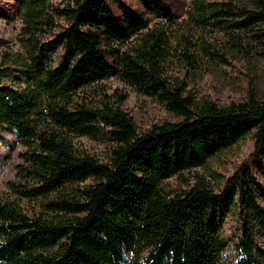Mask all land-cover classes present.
<instances>
[{
    "label": "trees",
    "instance_id": "obj_1",
    "mask_svg": "<svg viewBox=\"0 0 264 264\" xmlns=\"http://www.w3.org/2000/svg\"><path fill=\"white\" fill-rule=\"evenodd\" d=\"M138 2L0 7L23 22V52L0 68V128L22 147L7 185L44 206L33 217L0 201V264H264V93L250 85L244 100L220 104L187 81L204 54L231 65L264 53V0H190L182 20L168 0ZM153 16L165 22L148 27ZM195 30L211 40L196 45ZM177 63L185 77L172 73ZM111 75L180 120L139 130L123 92L82 95ZM249 136L252 151L219 186L198 171Z\"/></svg>",
    "mask_w": 264,
    "mask_h": 264
},
{
    "label": "rangeland",
    "instance_id": "obj_2",
    "mask_svg": "<svg viewBox=\"0 0 264 264\" xmlns=\"http://www.w3.org/2000/svg\"><path fill=\"white\" fill-rule=\"evenodd\" d=\"M133 6L139 7L138 0H127ZM172 7L177 11L179 19L186 17V10L190 0H168ZM16 6V0H0V7L5 10H11ZM163 19L153 16L149 20L148 27L161 25ZM23 27L21 18L15 14L12 19H6L0 16V68L7 65L20 52H23L20 43V31ZM211 40L210 33L202 30L192 32V41L201 46L204 39ZM133 39V38H132ZM202 55V53H201ZM53 56V55H52ZM203 56V55H202ZM188 75L187 81L191 92L198 98H210L220 104L231 102H240L245 99L250 85H253L257 91L264 93V53L260 49L254 48L246 58L232 59V64L227 65L217 63L208 59ZM179 63L175 64L172 73L177 76L185 77V71ZM3 87H17V83L6 79L2 83ZM119 90L126 94L127 99L124 103L125 109L134 119L139 130L147 129L154 124H161L164 121H179L180 118L170 112L157 99L139 95L134 89L121 82L114 75L96 82L94 85L86 88L82 95H88L90 98H96L105 91L107 94H113ZM78 143L90 154L104 158L105 146L98 141L89 138H79ZM14 146V150L11 147ZM22 149L16 144V138L13 132L6 128H0V201H11L18 208L30 215L37 216L43 214L44 206L40 198L33 200L21 199L14 196L12 190L7 185V181L13 179L15 173V164L18 162L17 152ZM253 149L252 136L236 145L227 153L220 154L211 159L208 164L209 169H199L198 171L211 172L208 179L214 186H219L224 177L231 175L236 167L243 162ZM9 159L6 160V156ZM209 174V173H208ZM191 176L192 173H187ZM179 180L174 178L170 181L173 186L178 184ZM236 220L229 215L224 225V231L227 235L235 232Z\"/></svg>",
    "mask_w": 264,
    "mask_h": 264
}]
</instances>
